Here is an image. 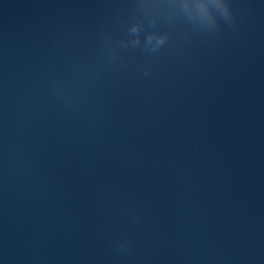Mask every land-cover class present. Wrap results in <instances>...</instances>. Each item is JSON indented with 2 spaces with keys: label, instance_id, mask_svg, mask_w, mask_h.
<instances>
[{
  "label": "water",
  "instance_id": "1",
  "mask_svg": "<svg viewBox=\"0 0 264 264\" xmlns=\"http://www.w3.org/2000/svg\"><path fill=\"white\" fill-rule=\"evenodd\" d=\"M228 2L0 0V264H264V2Z\"/></svg>",
  "mask_w": 264,
  "mask_h": 264
},
{
  "label": "clouds",
  "instance_id": "2",
  "mask_svg": "<svg viewBox=\"0 0 264 264\" xmlns=\"http://www.w3.org/2000/svg\"><path fill=\"white\" fill-rule=\"evenodd\" d=\"M262 2H264V0H262ZM198 7H200L201 9H204L205 5L203 3H201L200 5H198ZM218 7H219L222 15H225V16L233 15L232 7L229 4L228 0H220ZM159 42L162 43L163 38H161V40Z\"/></svg>",
  "mask_w": 264,
  "mask_h": 264
}]
</instances>
